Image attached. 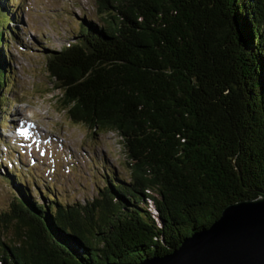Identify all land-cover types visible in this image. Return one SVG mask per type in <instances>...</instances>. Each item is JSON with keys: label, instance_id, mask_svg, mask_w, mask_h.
Here are the masks:
<instances>
[{"label": "trees", "instance_id": "trees-1", "mask_svg": "<svg viewBox=\"0 0 264 264\" xmlns=\"http://www.w3.org/2000/svg\"><path fill=\"white\" fill-rule=\"evenodd\" d=\"M95 5L72 43L46 50L47 72L74 123L122 138L130 177L111 171L70 206L51 186L38 204L15 174L0 264H139L264 192V0ZM17 7L0 0V106Z\"/></svg>", "mask_w": 264, "mask_h": 264}, {"label": "rangeland", "instance_id": "rangeland-1", "mask_svg": "<svg viewBox=\"0 0 264 264\" xmlns=\"http://www.w3.org/2000/svg\"><path fill=\"white\" fill-rule=\"evenodd\" d=\"M9 2L18 6L10 24L17 40L7 42L10 75L2 91L7 100L0 106V214L21 198L18 185L9 182L15 174L29 184L38 204L44 200L39 190L49 186L70 206L93 202L109 172L129 179V157L118 134L95 132L70 119L45 56L46 50L72 43L82 21L96 17L95 0ZM16 229V222L1 228L0 242H11Z\"/></svg>", "mask_w": 264, "mask_h": 264}, {"label": "water", "instance_id": "water-1", "mask_svg": "<svg viewBox=\"0 0 264 264\" xmlns=\"http://www.w3.org/2000/svg\"><path fill=\"white\" fill-rule=\"evenodd\" d=\"M249 193L257 198L229 205L171 254L139 264H264V192Z\"/></svg>", "mask_w": 264, "mask_h": 264}]
</instances>
